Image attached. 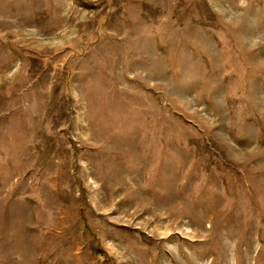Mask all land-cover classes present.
<instances>
[{
    "label": "rangeland",
    "instance_id": "1",
    "mask_svg": "<svg viewBox=\"0 0 264 264\" xmlns=\"http://www.w3.org/2000/svg\"><path fill=\"white\" fill-rule=\"evenodd\" d=\"M0 264H264V0H0Z\"/></svg>",
    "mask_w": 264,
    "mask_h": 264
}]
</instances>
